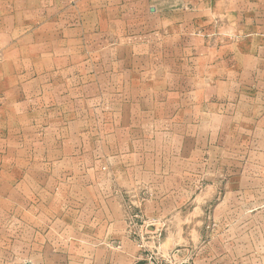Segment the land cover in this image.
Segmentation results:
<instances>
[{
	"label": "crops",
	"instance_id": "crops-1",
	"mask_svg": "<svg viewBox=\"0 0 264 264\" xmlns=\"http://www.w3.org/2000/svg\"><path fill=\"white\" fill-rule=\"evenodd\" d=\"M223 152L264 155V0H0V264H143Z\"/></svg>",
	"mask_w": 264,
	"mask_h": 264
},
{
	"label": "rangeland",
	"instance_id": "rangeland-1",
	"mask_svg": "<svg viewBox=\"0 0 264 264\" xmlns=\"http://www.w3.org/2000/svg\"><path fill=\"white\" fill-rule=\"evenodd\" d=\"M51 85H57V76ZM210 157L207 155V164ZM233 157L236 159L224 152L213 154V168H207L202 181L208 184L213 179V185L215 181L219 183L213 192L207 191L213 194L212 200L181 202L177 217L164 221L169 220V229L148 232L146 228L145 234L156 240L146 241L145 255L158 252L175 257L182 264H195L198 260L204 264H264V169L256 168L258 161L264 163V155L238 152ZM246 162L248 170L226 169L236 165L246 169ZM204 186H191L188 190L200 193ZM146 222L139 209L130 212V227L146 226Z\"/></svg>",
	"mask_w": 264,
	"mask_h": 264
},
{
	"label": "built area",
	"instance_id": "built-area-1",
	"mask_svg": "<svg viewBox=\"0 0 264 264\" xmlns=\"http://www.w3.org/2000/svg\"><path fill=\"white\" fill-rule=\"evenodd\" d=\"M135 218H138L136 216ZM143 264H182L179 263L175 257L171 256H162L158 252H151L149 251L146 255L145 258L143 259Z\"/></svg>",
	"mask_w": 264,
	"mask_h": 264
},
{
	"label": "water",
	"instance_id": "water-1",
	"mask_svg": "<svg viewBox=\"0 0 264 264\" xmlns=\"http://www.w3.org/2000/svg\"><path fill=\"white\" fill-rule=\"evenodd\" d=\"M147 231H156V227L155 226H152V227H148Z\"/></svg>",
	"mask_w": 264,
	"mask_h": 264
}]
</instances>
